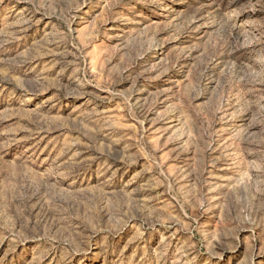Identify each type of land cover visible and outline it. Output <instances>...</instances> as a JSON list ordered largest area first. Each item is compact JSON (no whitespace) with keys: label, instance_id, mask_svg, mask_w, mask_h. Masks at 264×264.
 Returning <instances> with one entry per match:
<instances>
[{"label":"rangeland","instance_id":"rangeland-1","mask_svg":"<svg viewBox=\"0 0 264 264\" xmlns=\"http://www.w3.org/2000/svg\"><path fill=\"white\" fill-rule=\"evenodd\" d=\"M0 264H264V0H0Z\"/></svg>","mask_w":264,"mask_h":264}]
</instances>
